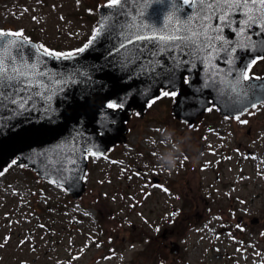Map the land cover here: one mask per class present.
<instances>
[{
  "label": "rangeland",
  "instance_id": "rangeland-1",
  "mask_svg": "<svg viewBox=\"0 0 264 264\" xmlns=\"http://www.w3.org/2000/svg\"><path fill=\"white\" fill-rule=\"evenodd\" d=\"M14 1L0 0V30L24 32L21 34L26 38L28 31L34 34L47 29L54 35L57 31L63 41L57 47L44 40L40 43L61 53L88 41L89 25L94 23L92 13L97 11L95 0ZM55 5L62 8L59 21L48 18L50 7ZM47 38L55 41L53 35ZM169 101L163 98L157 114L154 112L157 117L153 115L154 128L166 130L162 135L166 140L156 147L162 154L175 144L181 145L190 132L176 124L177 131L184 133L168 141L167 124L173 122ZM148 115L144 120L134 119L130 136L133 146L124 152L131 154L135 147L149 149ZM215 115L210 112L206 123L225 124L224 132L232 137L233 154L238 141L253 152L238 151L230 160L225 157L228 139L213 149H207L209 141L199 140L197 144L206 154L199 170L200 189L206 197L207 193L217 194L202 215L204 202L172 201L148 179L136 173L130 177L127 169L103 157L91 159L85 179L88 189L78 200L64 187L43 181L29 168L12 162L0 174V264H264V106L248 118L252 136H244L248 126L237 129L226 125L228 120H212ZM214 149L216 153L211 152ZM214 161L218 166H212ZM107 180L110 183L106 186L97 183ZM190 205L199 207V212L191 215ZM217 209L221 214L215 215ZM253 217L260 221L252 223ZM229 221L232 231L221 232L223 226H230ZM164 233L168 235L163 237ZM172 241L180 245L175 252L171 251Z\"/></svg>",
  "mask_w": 264,
  "mask_h": 264
},
{
  "label": "water",
  "instance_id": "water-1",
  "mask_svg": "<svg viewBox=\"0 0 264 264\" xmlns=\"http://www.w3.org/2000/svg\"><path fill=\"white\" fill-rule=\"evenodd\" d=\"M199 7L198 3L193 7L186 6L182 0H127L120 12H113L102 6L98 25L103 26L105 31L83 53H72L73 57L67 59L48 56L36 42L22 36H7L13 43L5 45L0 50V56L13 58L17 68L31 70L32 65H35L36 72L43 69L59 83L52 86L55 94L46 102L47 112L46 105L40 101H37L35 110L25 111L23 114H14L12 105L0 108V173L18 158L16 163L32 167L39 177L54 180L64 186L74 198H79L86 186L84 176L88 153L84 152V148L104 153L126 130L125 122L132 108L142 111L148 100L159 94L161 87L180 84L185 71L191 66V60L204 61L211 57L218 60L221 51L224 52L220 47L219 37L209 46L201 43L204 36H200L197 41V46L200 47L199 58L195 54L187 55V49L182 54L178 47L155 57L148 54L147 50L140 55L136 48L141 47L142 42L127 45L126 49L118 51L120 42L124 41V36L120 33L132 36L136 30L133 25L139 27L142 22L155 29L154 32L145 29L146 35H171L166 26L180 27L182 24L185 28H190L188 34L191 35L192 30L200 29L201 21L198 17L203 13L197 11ZM227 19V13L217 19L212 9L208 8L202 22L207 25L204 34L211 38L217 36L216 30L219 29V36L227 43L239 40L244 48L237 45L230 53L231 56L235 54L250 61L264 54L249 49V42L255 48L264 41V26L257 23L251 28L245 27L244 17L239 12L234 14L231 27L226 26ZM241 28L245 29L243 34L239 31ZM229 36L235 39H228ZM148 48H152V45ZM173 56L175 60L172 59ZM177 63L179 67L176 66ZM211 64L214 66L216 62ZM4 66H10L7 59ZM227 72L228 70L223 71L220 68L214 72L203 71L194 78L192 84L203 91L210 90L223 114H241L251 108L246 107L250 102L261 103L252 101L250 92L247 97L241 96L243 103L226 107L222 101L228 100L227 89L234 83L237 75L236 71L230 75H226ZM65 80H69L66 85ZM213 80L218 83L207 87ZM221 81L223 83H219ZM39 83L43 91L46 81ZM261 83L264 80L253 79L245 82V87L249 84L258 86ZM60 88L63 90L59 91ZM217 88L225 90L219 98ZM185 91L175 106L178 117L186 113L183 103L188 90ZM256 93L257 97L264 99V94L258 88ZM187 97L193 99L189 95ZM121 98L125 99L123 109L112 110L106 107L109 102H118ZM257 220L258 218L253 219ZM172 245L171 251H177V243L172 242Z\"/></svg>",
  "mask_w": 264,
  "mask_h": 264
},
{
  "label": "flooded vegetation",
  "instance_id": "flooded-vegetation-1",
  "mask_svg": "<svg viewBox=\"0 0 264 264\" xmlns=\"http://www.w3.org/2000/svg\"><path fill=\"white\" fill-rule=\"evenodd\" d=\"M40 1H43L44 3L48 2L47 0H40ZM87 1L90 2V0H87ZM95 1L97 2L96 3L97 11L94 14L92 13V17H93L92 22L94 23L89 25L91 26L90 38L92 37V35L95 34V30L98 28L99 7L102 5H108V2H109V0H95ZM14 2H17V4L21 3L18 0H15ZM55 8L57 10H55ZM61 13H62V8L61 7L58 8L55 5L54 8L50 7V10L48 11V15H49L48 18H50L51 21H59L61 18L60 17ZM40 29H43V28L40 27ZM53 29L55 30V28ZM27 34H30L29 37L31 39H35L39 42L42 40L46 41L48 45H50L53 48L57 47L59 44L63 42L62 34H60L61 37L58 38L59 32L57 31H55V35H54V32H48L47 29L44 32H36L34 34H31L30 31H28ZM43 34L46 35V38L42 37ZM48 35H53V38L55 41L49 42L47 38ZM79 35L80 34L76 36H79ZM259 57L254 58V59H257V63L252 66L250 75L262 77L264 75V60L258 59ZM232 61L234 63V60ZM203 64L204 62H202L200 66H197L196 62H190V65L193 68V76H198L200 74L199 72L200 67H202ZM235 64L238 65L239 60L235 59ZM239 66L237 67L231 66V67L239 68ZM185 81H187V83ZM189 82H191L190 74L189 72L186 71L184 73V81L182 84L183 86L186 87L190 85ZM182 88L183 87L162 90L159 96L150 99L146 108L142 112L139 109L133 110V112L130 114V118L126 122V125H127L126 127H128L127 130L121 133V136L123 135L122 137L120 136L121 139L115 140L114 144L113 145L111 144L109 148H107L104 155L97 154L93 156L91 155L92 152H89L88 160L90 164V161L93 157L94 158L103 157L104 159H109L111 162L112 161L116 162L117 164H119L120 167L127 169V174L130 177H132L131 174L136 173V176H142L143 178L148 179L150 183L151 182L153 183L152 185H154V187L158 191H163L165 194L168 195V199L172 201L181 200V201H184L185 203L186 202H194V203L204 202L203 206L200 207L201 208L200 212H202L200 213V215H202L204 213L206 214L209 202L214 201L216 199L217 194L207 193L209 197H206V195H204L202 193V190L200 189L203 183L199 181V174H200L199 170L203 167L206 154L205 155L203 154L205 153L204 149L199 148V144H197L199 140L202 139L206 143L209 141L210 145H209V148L207 149H213L215 146H217V144L220 146L221 143L227 142V139H228L229 148L227 149V152H226L227 156L225 157H228L230 160L232 156L234 157V155L238 153V151H243L245 152V154H251L253 152V150L250 147H247L244 144V142L238 141V144L234 146L235 153L233 154L232 137L230 134L224 132L225 124L224 125L217 124L214 121L211 123H206L207 115L210 112H212L216 114L214 117L211 118L212 120H214L216 117H218L220 120H224V121L228 120L229 124H226V125H231L232 127H234L235 125V128L237 129H239L238 126H241L240 128H246L248 126L245 129L244 136L245 135L252 136L253 127L249 125L250 122L248 121V118L251 114H253V111L255 109H257L259 106H264V103L257 104L256 108H249L247 109V111L244 110L243 113L237 114L240 117V119L237 120L233 118L237 115L223 114L219 106L213 102L210 96H207V98H204L202 97L203 94L197 93L195 101L194 99L189 100L190 105H188L187 108H185V110L189 112V115L187 118L188 120H185L183 118L177 117L174 114V107H175L174 103H176L177 97L180 94ZM165 91L175 92L176 95L175 96H171V95L164 96L163 93ZM163 98H168V100H170L169 101L170 117L172 115L173 117L172 120L174 122L173 123L172 121H170L169 124H167L168 133L166 135H167L168 141L171 143V141L176 139L177 136H180L184 133V132L179 133L177 131L176 124L186 129H190V132L188 133L187 138L182 142L181 145H179V143L175 144L172 150H168V152H163L162 154L160 153L159 150H157L158 148L157 145L160 143V141L166 140L165 137L162 136L164 135V132L166 130L164 129V127L156 126L154 128V125L156 122L155 123L153 122V115L157 117L156 115L157 110ZM202 107H205V108L202 109ZM209 107L212 108L213 110L207 111L206 109ZM198 108L201 110V112L195 113L196 111H198ZM155 111H156V114H154ZM150 112H152V114L148 115ZM146 115H148L149 121L151 122V124L149 125L151 126L150 132H147V135H146L147 145L150 146L149 149L148 150L147 149L137 150V148L135 147L134 152L131 154L124 152L126 150H129L130 147L133 146L131 143L132 138L130 136H132V132H133L132 124H133L134 119L137 118V119L144 120ZM242 121H247V122L242 123ZM238 122L241 124H238ZM234 131L235 129L233 128L231 132L236 137L237 133ZM190 135H193V136H190ZM248 145H251V143H249ZM116 150L119 153H117ZM211 152L216 153L215 149L211 150ZM117 154H119V157H115V155ZM170 155L173 158H175V160L177 161L175 169L170 168L166 161L165 163L161 162V159L165 160V158ZM219 159H220V156L217 160L218 162H219ZM217 161H214L212 163L213 167L218 166ZM97 183L98 185L102 184L106 186L107 183H110V180H107L104 182L97 181ZM87 189H88V185H87ZM198 208L199 207L197 206L190 205L189 206L190 214L193 215L195 212H199ZM215 213H216L215 215H217V213L218 215L221 214L220 209L219 210L217 209ZM229 225L230 226L226 225V226H223V227L221 226V227L226 229L225 230L226 232H231L233 223L231 224L230 222ZM167 235L168 233L167 234L164 233V235L162 236L166 237ZM165 245H168V243H165Z\"/></svg>",
  "mask_w": 264,
  "mask_h": 264
},
{
  "label": "snow or ice",
  "instance_id": "snow-or-ice-1",
  "mask_svg": "<svg viewBox=\"0 0 264 264\" xmlns=\"http://www.w3.org/2000/svg\"><path fill=\"white\" fill-rule=\"evenodd\" d=\"M127 3V0H109L107 8L111 9L113 12H120L123 9L124 4ZM184 4L189 5V7L195 6L197 3L199 4L198 12L203 13L198 17V20L201 21L200 29L198 31L192 30V34L189 35L188 32L190 28H185L182 24L180 27H172L171 25H167L166 28L172 33L171 35H146L145 29L148 32H154L155 29L152 26H145L142 22L139 27L133 25L136 29L133 32L132 36H129L127 33L121 32L120 35L124 36V41H121L118 46V51L120 49H126L127 45H134L136 42H142L141 47L136 48V51L140 53V55L144 54V51L147 50L148 54L155 57L162 53H166L169 50H175V48H180L182 54L185 53L187 49V55L192 56L196 55L199 58L200 47L197 46V41L200 36H204L202 44L211 45L217 37L221 40L220 47L224 50L226 54L231 53L237 45L241 48H244V45L240 43L239 40L232 42L229 47H224L227 41L224 40L222 36H219V29L216 30L217 36L208 38L204 34V28L207 27L206 24L202 23L205 16L207 15V9L211 8L212 11L216 14V18L219 19L221 15L228 14V19L226 21V26L231 27L232 19L236 12H239L243 17V24L247 28H251L254 24H261L264 26V0H183ZM259 6V7H257ZM191 20V17H189ZM187 23V22H186ZM105 31V28L99 27L95 30V35H93L88 43L82 47L77 49L78 53H83L86 48L92 46L100 37L101 34ZM242 34L245 29L241 28L239 30ZM184 32V35H177L176 33ZM9 35L20 36L21 33H3L0 32V50L5 48V45H11L13 42L7 39ZM134 37V38H133ZM179 41V43H177ZM149 45H152V48H148ZM41 48L44 49V52L53 58H70L73 57L72 53H61L50 51L47 48H44L41 45ZM249 49L253 51L264 52V41H261L259 44L252 47L251 42H249ZM139 58V57H137ZM5 59H7L9 67H5ZM175 60V57H172ZM258 59L264 60V55L260 56ZM43 62V61H41ZM202 62V60H201ZM226 63L231 65L233 63L232 60H226ZM257 63V59H252L250 61L245 62V66L242 69H234L229 67L226 75H230L233 71L237 72V75L234 77V83L230 84L227 92H228V100L222 101L226 107H231L237 103H243L241 96L247 97L249 93L252 94V101H258L264 103V99L257 97L256 89L258 88L261 94H264V83L257 85L249 84L245 87V82H250L253 79L260 81L264 80L262 77L250 75L252 66ZM179 67V64L176 65ZM44 90H41L40 83L44 82ZM73 83L75 81H72ZM187 83V81H185ZM59 83V81H55L52 79L49 74L41 69L39 72L35 71V65H32L31 70L26 68H17L14 63L13 58L0 56V108H5L8 105L14 106V114L19 112L23 114L25 111L35 110L37 101H40L42 104L46 105L47 101H50L52 95L55 94L53 90V85ZM69 80H65L64 84H68ZM218 83L216 80H213L212 84L206 85L207 87H213ZM219 83H223L222 81ZM63 89L60 88L59 91ZM218 98L224 94L223 88H217ZM23 94V95H21ZM164 96H175V92L165 91L163 93ZM151 104V102H150ZM125 106V99L121 98L118 102L113 101L107 104L108 109L119 110L123 109ZM251 108L257 107V102H250V104L246 105ZM207 111H212V108H207ZM243 110V109H241ZM48 111L47 105L45 106V112ZM234 119L239 120L240 117L237 115L233 117ZM247 121H242V123H246ZM90 150L85 147L84 152L88 153ZM91 155L95 156L97 153L92 152ZM2 174V173H0Z\"/></svg>",
  "mask_w": 264,
  "mask_h": 264
},
{
  "label": "clouds",
  "instance_id": "clouds-1",
  "mask_svg": "<svg viewBox=\"0 0 264 264\" xmlns=\"http://www.w3.org/2000/svg\"><path fill=\"white\" fill-rule=\"evenodd\" d=\"M170 168L175 169L177 161L171 155L165 158Z\"/></svg>",
  "mask_w": 264,
  "mask_h": 264
}]
</instances>
